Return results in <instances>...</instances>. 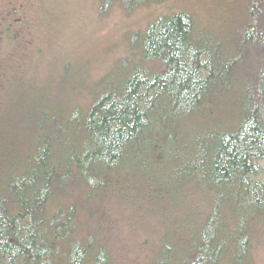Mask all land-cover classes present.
I'll list each match as a JSON object with an SVG mask.
<instances>
[{"label": "trees", "instance_id": "1", "mask_svg": "<svg viewBox=\"0 0 264 264\" xmlns=\"http://www.w3.org/2000/svg\"><path fill=\"white\" fill-rule=\"evenodd\" d=\"M248 1V21L222 41L196 16H160L92 84L88 105L71 96L55 114L37 93V120L11 141L5 128L41 88L22 78L20 21L0 28V264H119L110 238L84 230L108 212L154 222L138 264H253L264 234V3Z\"/></svg>", "mask_w": 264, "mask_h": 264}, {"label": "rangeland", "instance_id": "2", "mask_svg": "<svg viewBox=\"0 0 264 264\" xmlns=\"http://www.w3.org/2000/svg\"><path fill=\"white\" fill-rule=\"evenodd\" d=\"M250 6L248 0H158L128 10L124 0H0V28L10 20H19L17 27L24 31L25 47L16 48L23 54L19 66L27 69L22 78L41 88L34 89V101L20 105L24 112L18 113L17 109V116L4 130L7 138L3 139L11 141V134L23 132L26 117L37 120L36 109L42 106L35 96L44 90L51 100L47 109L55 114L57 108L69 105L71 96L80 106L88 105L92 84L115 72L118 64L136 51V34L160 16L179 11L196 16L222 41L235 22L241 25L248 21L246 9ZM33 48L40 49V53L32 54ZM35 63L38 69L32 72L29 68H35ZM14 102L15 98L6 102L12 112ZM21 137L14 139L18 150L27 145ZM9 143L7 154L13 151ZM5 185L6 182L1 188ZM5 191L12 194L8 186ZM89 221L84 230L110 238L119 264H138L141 256L149 252V246H141L148 243L144 237L159 234L153 221L151 229L143 228L112 212ZM255 242L253 264H264V234Z\"/></svg>", "mask_w": 264, "mask_h": 264}]
</instances>
